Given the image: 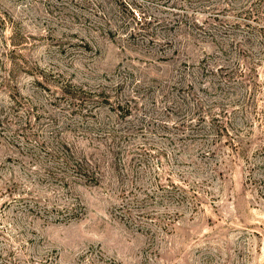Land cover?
I'll return each mask as SVG.
<instances>
[{
  "label": "rangeland",
  "instance_id": "374dc122",
  "mask_svg": "<svg viewBox=\"0 0 264 264\" xmlns=\"http://www.w3.org/2000/svg\"><path fill=\"white\" fill-rule=\"evenodd\" d=\"M0 264H264V0H0Z\"/></svg>",
  "mask_w": 264,
  "mask_h": 264
}]
</instances>
